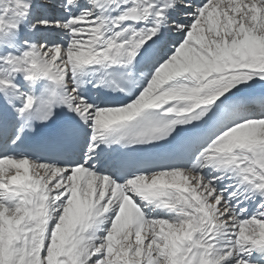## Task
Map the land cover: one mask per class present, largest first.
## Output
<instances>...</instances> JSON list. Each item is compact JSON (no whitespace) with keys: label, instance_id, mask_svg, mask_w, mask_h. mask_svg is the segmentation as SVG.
Wrapping results in <instances>:
<instances>
[{"label":"snow or ice","instance_id":"6c2138e0","mask_svg":"<svg viewBox=\"0 0 264 264\" xmlns=\"http://www.w3.org/2000/svg\"><path fill=\"white\" fill-rule=\"evenodd\" d=\"M0 264H264V0H0Z\"/></svg>","mask_w":264,"mask_h":264}]
</instances>
